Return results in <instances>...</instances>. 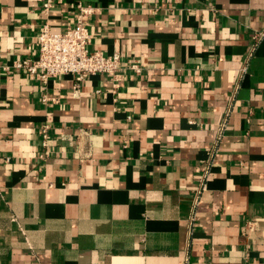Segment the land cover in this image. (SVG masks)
I'll return each mask as SVG.
<instances>
[{
  "label": "crops",
  "instance_id": "1",
  "mask_svg": "<svg viewBox=\"0 0 264 264\" xmlns=\"http://www.w3.org/2000/svg\"><path fill=\"white\" fill-rule=\"evenodd\" d=\"M78 1L116 92L13 67ZM42 2L0 0V264H264V0Z\"/></svg>",
  "mask_w": 264,
  "mask_h": 264
},
{
  "label": "built area",
  "instance_id": "2",
  "mask_svg": "<svg viewBox=\"0 0 264 264\" xmlns=\"http://www.w3.org/2000/svg\"><path fill=\"white\" fill-rule=\"evenodd\" d=\"M54 6V0H43L42 2V9L45 13ZM75 8V20L72 26L64 31H53L48 23H44L37 35L35 55L13 61V67L36 75L43 82L58 75H71L75 79V88L87 75L105 74L109 77L112 91L116 92L121 79V54L119 52L105 54L99 50H89L91 32L87 19L96 12L97 7L78 1ZM263 35V31L254 34L252 36L254 42L257 43ZM3 68L8 69L9 66L4 65ZM128 68L136 72L140 69L137 64H130ZM247 69L248 58L246 57L239 69L240 76L246 73ZM46 99L44 97V100ZM225 124L226 117L219 124L216 139L221 136ZM47 128V124L40 127L43 145H46L48 140ZM46 153L45 151V155ZM199 186L203 187L202 180L199 181ZM251 229L252 222H249L242 230L243 234H248ZM183 264L186 262L184 261Z\"/></svg>",
  "mask_w": 264,
  "mask_h": 264
}]
</instances>
